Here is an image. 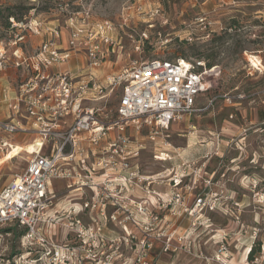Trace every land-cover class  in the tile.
Masks as SVG:
<instances>
[{
	"label": "built area",
	"instance_id": "obj_1",
	"mask_svg": "<svg viewBox=\"0 0 264 264\" xmlns=\"http://www.w3.org/2000/svg\"><path fill=\"white\" fill-rule=\"evenodd\" d=\"M97 29H89L85 21L74 26L70 19L62 42L58 25L36 24L28 27L29 34L45 40L34 54L0 46V105L7 112L0 119V159L19 144L18 137H29L22 147H36L14 157L27 155V164L0 187V242L7 235L4 231L19 232L18 253L6 258L1 249L0 264H112L107 255L112 238H119L115 240L123 246L119 258L131 250V264H157L154 243L161 244L160 253H168L172 242L179 246L186 241L195 252L193 234L209 232L212 223L207 215L222 210L211 192L213 177L203 164L183 162L144 175L132 163L143 149L135 132L145 130L157 146L169 138L171 124L213 106L217 97L196 109L197 99L212 88L206 78L214 69L206 70L198 60L135 61L98 84L94 71L104 59L102 45H112L103 34L112 29L104 25ZM255 53L251 57L258 62H248L263 73L260 52ZM72 60L77 62L74 68ZM10 70L22 78L16 85L1 84ZM116 88L121 94L112 118L96 107L105 98L97 95ZM223 98L231 103L228 96ZM220 144L216 137L214 155ZM46 146L55 147L52 155H43ZM170 152L154 149L153 160L168 162ZM51 180L67 181L68 191L79 194L80 207L71 200L59 204L51 198ZM180 218H186L189 227L178 236L175 221ZM155 229L159 233L153 235ZM227 236L210 238L213 242L218 238L216 261L228 259ZM121 264H128L126 256Z\"/></svg>",
	"mask_w": 264,
	"mask_h": 264
},
{
	"label": "rangeland",
	"instance_id": "obj_2",
	"mask_svg": "<svg viewBox=\"0 0 264 264\" xmlns=\"http://www.w3.org/2000/svg\"><path fill=\"white\" fill-rule=\"evenodd\" d=\"M70 19L74 26L85 21L95 32L101 25L112 29L103 34L111 38L112 45H102L104 59L94 71L98 84L135 61L198 60L204 62L206 70V65L212 63L214 70L206 78L212 88L196 103V109L202 110L210 98L217 97L211 108L171 124L169 138L157 146L147 139L145 130L133 134L143 149L132 163L139 165L144 175L171 170L183 162L203 164L206 173L213 177L211 192L222 209L207 215L212 223L209 232L193 234L195 252L192 245L188 248L183 241L179 246L172 242L171 252L160 253L161 244L156 242L152 255L157 264H264V72H255L248 62L249 59L256 64L258 60L251 56L260 52L264 66V0H0V46L32 55L45 38L30 35L29 26L58 25L65 42V27ZM13 23L16 26L12 27ZM20 37L23 38L18 41ZM76 63L72 60L69 64L74 68ZM120 94L119 88L103 91L97 96L105 98L96 107L104 108L102 113L113 118ZM224 96L231 98V103ZM216 137L222 144L214 155ZM24 140L29 143V137L17 138L21 144L14 146L17 154L36 150L34 144L22 147ZM154 149L171 151V160L154 161ZM54 151V146H46L43 155ZM27 160L25 154L0 160V187L19 174ZM50 182L51 198L59 204L71 200L80 207L73 191L60 199L56 196L64 188L69 189L67 181ZM188 227L186 218L175 221L178 236ZM4 232L7 235L0 242V250L5 249V257L11 258L18 253L19 232ZM151 233L156 235L159 231ZM213 234L228 235L226 262L215 259L219 245L217 237L214 242L210 240ZM65 235L63 231L62 239ZM115 239L119 238H112L113 247L107 252L111 263L121 264L126 256L131 264L132 251L119 258L123 246ZM249 248L255 252L248 259Z\"/></svg>",
	"mask_w": 264,
	"mask_h": 264
},
{
	"label": "crops",
	"instance_id": "obj_3",
	"mask_svg": "<svg viewBox=\"0 0 264 264\" xmlns=\"http://www.w3.org/2000/svg\"><path fill=\"white\" fill-rule=\"evenodd\" d=\"M21 78H22L21 73L14 71V70H10L7 72L6 76L4 77L3 82L1 84L7 82V83H9V85H16ZM6 114H7L6 109L0 105V119L4 120ZM204 154H203V156H204ZM63 190H65V191H63V192L60 191L59 194L56 195V196H58L59 199L61 197H66L70 194V191H68L67 188H64ZM74 193L77 195V197L79 196V194H77L76 192H74ZM60 201H62V200H60ZM66 201H68V200H65L63 203H65ZM57 203H59V202H57Z\"/></svg>",
	"mask_w": 264,
	"mask_h": 264
},
{
	"label": "bare ground",
	"instance_id": "obj_4",
	"mask_svg": "<svg viewBox=\"0 0 264 264\" xmlns=\"http://www.w3.org/2000/svg\"><path fill=\"white\" fill-rule=\"evenodd\" d=\"M188 144H189V143H188ZM191 145H192V144H191ZM190 147H191V146H190ZM193 148H194V147H193ZM19 149H20V148H19ZM16 152H17V151H16L15 148L13 147L12 151L9 152V154H8L7 156H5L4 158H2V159H6V160H7V159H12V158H14L15 156H14V157H11V155H12V154H14V155L17 154ZM18 152H20V150H19ZM186 154H187V153H186ZM17 155H18V154H17ZM2 159H0V160H2ZM50 183H51V182H50ZM246 254H247V253H246Z\"/></svg>",
	"mask_w": 264,
	"mask_h": 264
},
{
	"label": "trees",
	"instance_id": "obj_5",
	"mask_svg": "<svg viewBox=\"0 0 264 264\" xmlns=\"http://www.w3.org/2000/svg\"><path fill=\"white\" fill-rule=\"evenodd\" d=\"M10 16L12 17L13 15H10ZM184 60H185V59H184ZM212 66H213L212 63H208V64L206 65V67H207L208 69L212 68ZM18 237H19V235L17 236V238H18ZM254 252H255V251H254V249L252 248L251 251H250V253L248 254V259H249V258H252Z\"/></svg>",
	"mask_w": 264,
	"mask_h": 264
}]
</instances>
